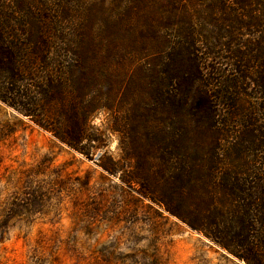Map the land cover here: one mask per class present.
<instances>
[{"label": "trees", "instance_id": "16d2710c", "mask_svg": "<svg viewBox=\"0 0 264 264\" xmlns=\"http://www.w3.org/2000/svg\"><path fill=\"white\" fill-rule=\"evenodd\" d=\"M50 1L57 19L44 2L0 11V74L11 82L0 102L81 154L102 146L96 113L120 116L110 131L129 137L126 161H141L130 181L159 179L143 195L244 264H264V168L247 174L241 144L224 149L240 117L225 95L244 96L250 80L264 97V0H112L77 24L59 14L77 0ZM36 11L46 15L22 19ZM224 58L232 75L210 67ZM121 59L133 68L118 79Z\"/></svg>", "mask_w": 264, "mask_h": 264}, {"label": "rangeland", "instance_id": "374dc122", "mask_svg": "<svg viewBox=\"0 0 264 264\" xmlns=\"http://www.w3.org/2000/svg\"><path fill=\"white\" fill-rule=\"evenodd\" d=\"M44 1L0 0V11L8 3L34 9ZM50 2H44L51 9L49 16L57 19ZM100 3L110 9L112 0L64 2L59 14L66 13L73 24L82 23L84 8ZM45 15L36 11L22 19L37 22ZM247 33L243 41L258 37ZM210 67L232 75L225 58L212 59ZM129 68L121 59L110 72L119 79ZM6 83L0 74V84ZM240 91L244 96L238 99L234 92L225 95L240 117L228 129L235 137L224 141V149L241 144L240 164L254 174L264 168V97L255 94L258 88L250 80ZM119 117L96 113L90 125L102 134V146L81 154L0 102V264H244L165 211L155 197L143 195L145 188L156 187L158 178L150 174L141 184L130 181L141 161H126L129 137L110 131ZM140 144L132 146L145 152ZM252 176L243 179L253 182ZM185 217L188 222L195 219L193 214Z\"/></svg>", "mask_w": 264, "mask_h": 264}]
</instances>
